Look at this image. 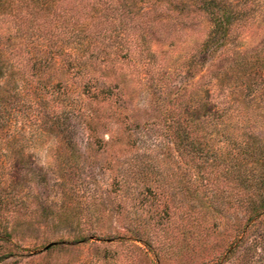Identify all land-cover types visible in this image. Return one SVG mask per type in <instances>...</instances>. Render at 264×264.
Listing matches in <instances>:
<instances>
[{
	"label": "rangeland",
	"instance_id": "1",
	"mask_svg": "<svg viewBox=\"0 0 264 264\" xmlns=\"http://www.w3.org/2000/svg\"><path fill=\"white\" fill-rule=\"evenodd\" d=\"M256 1L221 48L249 70L235 65L222 80L202 78L204 18L164 21L148 47L138 36L64 54L20 46L21 68L0 76V264H213L226 252L250 212L214 157L264 147ZM141 8L152 17L157 6ZM204 105L222 120L204 118ZM185 129L207 162L181 146Z\"/></svg>",
	"mask_w": 264,
	"mask_h": 264
},
{
	"label": "trees",
	"instance_id": "2",
	"mask_svg": "<svg viewBox=\"0 0 264 264\" xmlns=\"http://www.w3.org/2000/svg\"><path fill=\"white\" fill-rule=\"evenodd\" d=\"M256 3V0H0V33L5 28L9 30V34L0 35L1 50L8 55L6 61L0 57V76L4 75V69L12 71L21 66L20 46L27 51L30 45L38 44L49 48V54L53 51L64 54V46L71 44L80 52L92 40L104 45L116 38L138 36L142 45L148 47L150 37L164 32V21L176 19L183 25L189 18H204L212 25L202 49V78L212 75L222 80L235 65L245 74L248 65L242 64L240 55L227 61L226 50L221 48ZM144 4L157 6L152 17L151 12H141ZM40 59L48 66L47 58ZM209 59L211 62L207 64ZM82 63L78 61V65L83 66ZM2 91L0 86V122L8 111ZM220 113L219 110L212 114L211 108L203 106L204 118L213 115L216 120H222L224 116ZM179 138L181 146L193 157L203 163L209 160V152L186 129ZM214 163L222 168L221 177L234 183L235 195L246 205L250 216L238 228L226 252L213 264H256L264 251V147L239 144L236 150H221L215 155ZM144 245L152 249L150 244Z\"/></svg>",
	"mask_w": 264,
	"mask_h": 264
},
{
	"label": "water",
	"instance_id": "3",
	"mask_svg": "<svg viewBox=\"0 0 264 264\" xmlns=\"http://www.w3.org/2000/svg\"><path fill=\"white\" fill-rule=\"evenodd\" d=\"M50 247H51V246H48V247L46 248V250H48Z\"/></svg>",
	"mask_w": 264,
	"mask_h": 264
}]
</instances>
